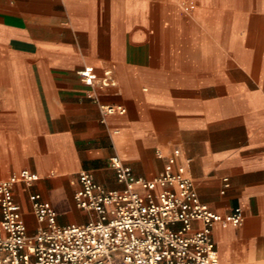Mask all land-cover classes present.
I'll use <instances>...</instances> for the list:
<instances>
[{
    "label": "crops",
    "instance_id": "obj_1",
    "mask_svg": "<svg viewBox=\"0 0 264 264\" xmlns=\"http://www.w3.org/2000/svg\"><path fill=\"white\" fill-rule=\"evenodd\" d=\"M232 7L230 0H0V181L25 169L40 175L31 187H15L31 233L38 225L31 192L53 203L61 225L83 224L97 217L75 201L83 171L120 189L112 156L153 179L179 149L202 201L226 218L244 213L240 226L214 227L220 264H264V71L251 80L239 59L249 49L233 46ZM223 31L226 47L218 45ZM84 67L98 75L111 69L117 84L87 85L78 75ZM101 104L126 112L105 114ZM225 177L231 187L223 194Z\"/></svg>",
    "mask_w": 264,
    "mask_h": 264
},
{
    "label": "built area",
    "instance_id": "obj_2",
    "mask_svg": "<svg viewBox=\"0 0 264 264\" xmlns=\"http://www.w3.org/2000/svg\"><path fill=\"white\" fill-rule=\"evenodd\" d=\"M78 75L90 86L117 84L111 69L98 75L84 67ZM100 106L105 114L126 112L119 104ZM179 156L175 149L153 179L136 176L120 155L112 156L111 166L124 185L120 189H107L83 171L75 201L79 208L97 214L83 224L61 225L53 203L40 192H31L28 199L38 222L34 233L15 187H31L40 175L25 169L1 180L0 264H220L214 227L225 220L240 226L244 213L226 218L202 201ZM230 187V178L225 177L222 193ZM196 222L202 226L197 228Z\"/></svg>",
    "mask_w": 264,
    "mask_h": 264
},
{
    "label": "rangeland",
    "instance_id": "obj_3",
    "mask_svg": "<svg viewBox=\"0 0 264 264\" xmlns=\"http://www.w3.org/2000/svg\"><path fill=\"white\" fill-rule=\"evenodd\" d=\"M215 1L218 5H221L229 0ZM230 1L233 4L232 10L234 15L232 16L234 27L233 46L239 52L242 48L249 49V54L244 57L239 56V59L243 60V63L248 67L251 80H258L263 78L264 71V0ZM222 21L223 27H225L226 21L231 22V19L228 17V20L224 18ZM229 42L226 38L225 31L219 34V46L226 47ZM201 43L205 46L207 40L202 38ZM234 78L241 79L242 73H235Z\"/></svg>",
    "mask_w": 264,
    "mask_h": 264
}]
</instances>
